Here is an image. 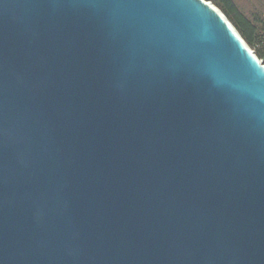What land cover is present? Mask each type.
<instances>
[{
    "label": "water",
    "instance_id": "1",
    "mask_svg": "<svg viewBox=\"0 0 264 264\" xmlns=\"http://www.w3.org/2000/svg\"><path fill=\"white\" fill-rule=\"evenodd\" d=\"M0 264H264V64L209 0H0Z\"/></svg>",
    "mask_w": 264,
    "mask_h": 264
},
{
    "label": "trees",
    "instance_id": "2",
    "mask_svg": "<svg viewBox=\"0 0 264 264\" xmlns=\"http://www.w3.org/2000/svg\"><path fill=\"white\" fill-rule=\"evenodd\" d=\"M226 16L264 64V1L247 8L240 0H209Z\"/></svg>",
    "mask_w": 264,
    "mask_h": 264
},
{
    "label": "rangeland",
    "instance_id": "3",
    "mask_svg": "<svg viewBox=\"0 0 264 264\" xmlns=\"http://www.w3.org/2000/svg\"><path fill=\"white\" fill-rule=\"evenodd\" d=\"M258 1H264V0H240V2L246 6L247 8L251 7L253 3H256ZM264 3V2H263Z\"/></svg>",
    "mask_w": 264,
    "mask_h": 264
}]
</instances>
